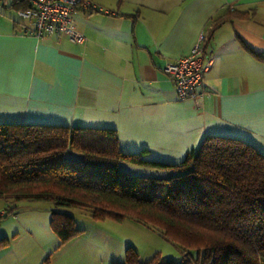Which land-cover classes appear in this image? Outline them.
I'll return each instance as SVG.
<instances>
[{"label": "crops", "instance_id": "1", "mask_svg": "<svg viewBox=\"0 0 264 264\" xmlns=\"http://www.w3.org/2000/svg\"><path fill=\"white\" fill-rule=\"evenodd\" d=\"M2 1L0 122L114 128L122 151L146 149L167 162L181 161L207 134L264 153V60L244 47L264 53V0H90L93 9L74 14L83 43L22 32L30 24L12 17L19 4ZM215 19L225 20L214 27ZM201 34L203 63L211 59L206 92L179 101L163 66ZM119 169L170 176L132 163Z\"/></svg>", "mask_w": 264, "mask_h": 264}, {"label": "trees", "instance_id": "2", "mask_svg": "<svg viewBox=\"0 0 264 264\" xmlns=\"http://www.w3.org/2000/svg\"><path fill=\"white\" fill-rule=\"evenodd\" d=\"M244 47L264 60V53ZM68 149L79 157L65 159ZM146 154L122 151L114 128L0 122V197L87 209L94 220L130 217L182 251L179 263L158 253L140 263L127 246L125 261L109 264H264V153L243 139L207 134L179 162ZM120 161L173 174L131 175ZM50 226L60 245L82 231L58 209ZM8 243L0 238V250Z\"/></svg>", "mask_w": 264, "mask_h": 264}, {"label": "rangeland", "instance_id": "3", "mask_svg": "<svg viewBox=\"0 0 264 264\" xmlns=\"http://www.w3.org/2000/svg\"><path fill=\"white\" fill-rule=\"evenodd\" d=\"M2 3L1 0L0 7L4 9ZM12 17L20 20L14 11ZM122 164L131 163L120 161V168ZM137 167L173 174V170L167 168L139 164ZM54 209L71 215L75 226L82 230L62 245L50 226L51 211ZM2 210L4 213L0 214V238H8L9 243L0 250V264L123 263L127 246L138 253L140 263L148 261L155 253L162 260L179 263L182 259L179 245L167 240L158 230L130 217L121 222L111 219L94 220L87 209L55 208L48 201L15 202L0 197V211ZM47 257L48 262H45Z\"/></svg>", "mask_w": 264, "mask_h": 264}, {"label": "built area", "instance_id": "4", "mask_svg": "<svg viewBox=\"0 0 264 264\" xmlns=\"http://www.w3.org/2000/svg\"><path fill=\"white\" fill-rule=\"evenodd\" d=\"M19 4L17 15L28 20L30 26L22 25L21 31L44 39L49 34L66 36L70 41L83 43L85 37L77 30L74 14L77 9L95 7L90 0H4ZM203 39L201 34L190 52L178 59L166 62L163 72L173 82L179 101L197 102L206 92L204 74L211 59L203 63ZM4 213V212H0Z\"/></svg>", "mask_w": 264, "mask_h": 264}]
</instances>
